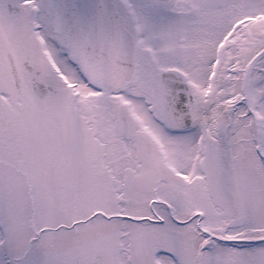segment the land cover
<instances>
[{
  "label": "rangeland",
  "instance_id": "1",
  "mask_svg": "<svg viewBox=\"0 0 264 264\" xmlns=\"http://www.w3.org/2000/svg\"><path fill=\"white\" fill-rule=\"evenodd\" d=\"M230 1L236 6L234 14L228 13ZM151 4L147 1V8L142 11L146 16L154 14L160 20L167 10ZM220 6V23L209 27L202 26V21L192 24L189 30H198L196 36L183 29L181 34L186 32L185 40L179 38L174 42L158 43L155 49L162 55L158 59L142 61L144 66L139 64L147 74L166 67L183 74L194 96L191 107L193 122L189 128L173 132L166 130L158 121L160 116L150 109V97L140 95L132 81L133 75L126 86L109 93L111 96L107 103L100 105L93 101L87 105L83 98L75 97L70 103L66 98L63 105L56 104L55 109L61 116L71 120L68 131L74 137L68 144V150L85 152L89 155V161L85 163L92 168V174L85 170L78 179L79 206L88 209L89 203L97 200L100 204L95 210L100 213L92 217L88 213L76 214L70 218L65 215L67 210L64 209L65 214L61 210L67 203L65 205L60 197H55V192L49 200L43 199L47 193H36L32 203L26 196L18 164L0 165V205L4 215L6 210L12 214L11 220L2 221L0 218V264H95L96 260L90 257L92 250L98 251L111 264H137V249L142 244H146L148 250L152 246L153 252L168 264H173L172 261L184 264H264V18H260L264 16V0H222ZM151 7H155L153 11ZM235 18H251L254 25H249V29L242 27L241 32L229 41L223 40L220 58L213 59L215 44L228 30L230 20ZM0 25V36L4 38L2 42L7 50H15V57L29 55L34 64L39 57L34 54L37 48L32 46L33 39L26 36L23 39L18 29L9 27L6 22H0ZM170 30L161 28L167 41L171 39ZM38 35L45 50L51 56L57 54L59 66L68 67L66 56L72 58L68 47L60 44L54 51V41L44 38L40 32ZM157 39L158 36H154V41ZM43 69L59 74L47 62L43 63ZM75 77L81 81L77 70ZM4 88L13 95L14 87L8 80L4 82ZM80 88L87 91L85 85H80ZM238 94L240 97L226 108L227 114L218 116L215 123L217 135L211 136L203 114L214 104L222 105L219 98H233ZM27 95L34 99L33 94ZM111 99H118L122 104L120 115L109 103ZM13 101L8 109L12 108L20 115L13 107L15 97ZM68 107L74 111L73 115L68 113ZM14 116L18 118L9 114L19 135L17 138L10 135L8 139L12 140L15 150L41 148L34 142L32 134L41 142L50 139L36 114H30L28 119H24L27 121L20 117L15 120ZM92 116L104 120L94 118L87 122ZM122 116L131 120L132 131L125 132V128L117 125V120H124ZM108 127L113 136L105 132ZM51 133L54 134L52 130ZM108 137L117 143L119 141L122 153H125L126 157H121L119 164H124L123 167L130 164V167L118 170L122 178H116L112 172L110 182L105 185L100 179L106 178L104 166L111 162L106 155V150L112 148L107 144ZM43 148L46 149V145ZM151 164L158 169L157 172L152 171ZM17 170L13 183L5 173L14 174ZM169 172L173 179L183 184L174 185L167 180ZM102 186H108L111 194L125 191L124 199L134 198L135 205H127L125 209L121 205H103L98 199ZM153 187H157L164 197L174 188L187 191L184 200L186 212L178 215L180 222L181 219H189L186 226L181 227L168 219L162 224L147 219L152 217L147 205L153 203V208L157 212L158 209L164 211V216L167 208L163 197L158 198L160 194L153 196ZM127 190L133 191V196L130 192L128 195ZM71 195L72 192H67L69 199ZM43 201L45 203L41 204ZM21 207L28 208V216H22ZM101 211H108L111 215L124 211L135 219L111 217L106 220L102 218ZM22 221L24 226H21Z\"/></svg>",
  "mask_w": 264,
  "mask_h": 264
},
{
  "label": "flooded vegetation",
  "instance_id": "2",
  "mask_svg": "<svg viewBox=\"0 0 264 264\" xmlns=\"http://www.w3.org/2000/svg\"><path fill=\"white\" fill-rule=\"evenodd\" d=\"M147 1H150L152 3L151 5L164 7L165 10H167L166 14H163L160 20H158L154 14L152 17L146 16L142 10L147 8L145 7ZM221 1L222 0H112L117 12L122 18L124 27L132 34L136 45L134 53L136 66L132 81L135 82L138 91H140V95H148L150 97L148 100L152 106V110L161 118V120L158 121L170 132L172 131L165 126L162 116L165 94L162 74L166 71L174 72L176 70H172L170 67L164 69L158 68L147 74L139 67V64L144 66L142 61L158 59L159 56L162 55L161 52H157V49H155L158 43L174 42L179 38L180 40H185V38H187L186 32L184 31L185 34H181L183 29H186L189 35L196 36L198 30L193 28L189 30L192 24L202 21V26L209 27V25L220 23V20H218V12L219 7H221ZM154 8L155 7H151V11H153ZM233 10L236 11V6H233V3L230 1L228 13L234 14ZM5 13L6 16L4 15ZM16 15L19 16L16 18L11 17ZM249 20V18H243L242 20L235 18L230 20L229 29L223 35V39L221 37L215 44L213 59L220 58L223 51L221 47L222 41L225 39L229 41L231 39H229V37L231 36L232 30L240 24H247ZM0 22H6L9 27L13 26L17 28L19 36H23V39L24 36L31 37L33 39L32 46L37 48V52L34 54L39 57L34 60V64L29 55L15 57L13 54L15 50H7L8 47H5L2 42L4 38L0 36V165H7L11 162L18 164V170H21L24 179L26 196L27 198H31L32 203L35 201L36 193L38 195L47 193V197H43V199L49 200L52 192H55V197H60L65 205L66 203L67 205L69 204V207L66 205L65 208L61 209L64 214L66 213L65 210H67L66 216L71 218L76 214L82 215L88 213V216L92 217L94 214L100 213L98 210H95V207H97L100 202L92 200L89 203L88 209H83V206H79L78 202V195H80L78 179H80L85 170L92 174L91 165L85 163L89 161V155H85V152L73 153L68 150V144L74 137V135L70 134L68 131L69 128H71V120H65L55 107L57 103L63 105L66 98L70 103L75 97L83 98L87 105L93 101L101 105L108 102L109 96H111L109 93L113 90L102 92L94 90L86 85L87 91H81L80 84L84 85L85 82L82 80V76L77 69L73 56L71 59L69 56H66L68 67H63L59 66L57 62V54L51 56L49 51L46 50L54 63V68L59 71V74L54 75L43 69V63H49V61L46 52H43L42 46H44V43L38 35V32H40L44 38L47 37L49 40L54 41V51L59 48L60 44L67 46L70 50L65 39L59 32V20L55 12L53 0H0ZM171 25L173 27H171ZM1 28L2 26L0 25V29ZM161 28L172 29L169 31V35L171 36L169 41L165 40L162 36ZM156 35L158 39L154 41V36ZM197 39L195 41H197ZM144 40L146 41L145 44H143ZM22 44H24V42H22ZM149 46L152 48L150 49ZM181 53H177L176 55ZM75 70L79 72L82 82L76 80ZM6 79L14 87L12 91L13 95H10V92L4 88V82L7 81ZM29 93L33 94L34 99H31L30 96L27 95ZM13 97H15V105L13 107L19 111L20 115L16 114L12 108L11 110L10 108L8 109V106L14 103ZM109 103L115 108V113L120 115V107L122 104L119 100L116 99L115 101L111 99ZM40 107L42 111H40ZM67 111L71 113V115L74 114V111L70 107H68ZM9 114L16 115L18 118L14 116L15 120L20 118L23 120L28 119L30 114H36L39 117V120H41L42 125L50 136L49 140L47 139V141L41 142L40 139H35V135L32 134L34 142L42 149H14L12 140L8 139V137L13 135L17 138L19 131L16 124L10 120ZM94 118H97L98 121L104 120L101 117L92 116L87 119V122H91ZM122 119L124 120H117V125L122 129L125 128L123 129L125 132L126 130L132 131L131 120H125V116H122ZM51 130L54 134L51 133ZM105 132L108 135H112L109 131V127L105 129ZM36 135L39 137L38 133H36ZM136 136L138 138L137 134ZM106 141L108 145H112V148L109 147L106 150L107 159L111 161L104 166L105 173L107 174L105 176L106 178L102 177V179H100L105 185L110 182L112 172L113 176H116V178L118 176L122 178V173L121 171L118 172V170L123 167L124 164H119V162L121 157H126L125 153H122L119 141L117 143L116 140L111 137H108ZM47 144H50L51 147H46V149L43 148V146ZM148 155L152 158L150 149H148ZM98 162H100V160H98ZM24 163L25 165L23 166L22 164ZM26 163H28V165H26ZM99 165L100 164H98L97 167ZM153 165L154 164L150 165L152 171L157 172L158 169ZM117 166H119L118 169L116 168ZM127 166L130 167V164L125 167ZM18 170L15 171L14 174L8 173L7 175L5 173L7 179L14 183ZM180 176L184 179V175L180 174ZM166 177L167 180H171L174 185L183 184L173 179L174 177L170 172ZM127 183L129 184L131 182L127 181ZM201 184L202 183H200L199 186ZM119 189L124 190V187L119 186ZM128 190L127 194L129 195L132 193L133 196L134 192ZM152 191L155 192L153 196L160 194L157 187H153ZM67 192H72L70 199L67 197ZM100 194L98 199L103 205L106 204V206L121 205L122 209H125L127 205L134 206L136 203L132 197L124 199L123 196L126 194L125 191H120V193L114 191L111 194L108 186H102ZM187 194V191L178 188H174L168 195H165V197L160 194L161 196L158 198L160 199L163 197V203H167L165 216L164 211L160 212L158 209L157 212L153 208V203H151L147 205V209L152 217L146 215L144 217H150L152 219H147L151 222H160V224L168 219L176 224H180L181 227L186 226L189 219H181L184 222H180L178 220V215H182L181 212H186L184 200ZM44 203L43 201L41 204ZM91 208H94V210ZM123 212H117L111 215L108 211H101V216H104L102 218L106 220L111 219V217L120 220L135 219L130 214ZM21 213L22 216H28V208L25 210L24 207H21ZM0 218H2V221L3 219H12V214L9 210H6V214L4 215L1 205ZM22 224L24 226L25 222L22 221L21 226ZM107 234L109 233L107 232ZM137 240L141 242L140 238H137ZM145 246L147 245H138L137 264H168V262L162 261L156 252H153L152 246L150 250ZM166 253L172 258L168 251H166ZM98 256V264L106 262L103 256L101 257L100 254ZM172 262L173 264H184V262ZM106 264L111 263L106 262Z\"/></svg>",
  "mask_w": 264,
  "mask_h": 264
},
{
  "label": "water",
  "instance_id": "3",
  "mask_svg": "<svg viewBox=\"0 0 264 264\" xmlns=\"http://www.w3.org/2000/svg\"><path fill=\"white\" fill-rule=\"evenodd\" d=\"M59 30L69 43L88 85L102 91L119 88L134 67V41L111 0H55ZM164 117L173 129L192 123L187 94L180 76L167 74ZM192 102V99H190Z\"/></svg>",
  "mask_w": 264,
  "mask_h": 264
},
{
  "label": "bare ground",
  "instance_id": "4",
  "mask_svg": "<svg viewBox=\"0 0 264 264\" xmlns=\"http://www.w3.org/2000/svg\"><path fill=\"white\" fill-rule=\"evenodd\" d=\"M254 22L251 23V21L249 20L247 22V24H240L238 25L232 32H231V36L229 37L230 38H233L236 34L240 33L241 32V28L242 27H248V29L250 28V26L252 27V25ZM250 25V26H249ZM229 29V28H228ZM226 32V31H225ZM224 32V34H225ZM223 34V35H224ZM223 35L220 36V38L222 37L223 39ZM227 41V40H226ZM215 48V46H214ZM240 97V95L238 94V96L236 97H231V98H219L222 100V105L220 104H214L212 105L208 110L205 111V113L203 114L204 115V118L206 120V125H207V132L211 135V136H216V129H215V123H216V120L218 118L219 115L221 116H225L227 113H226V108L228 107L229 103L232 104L236 99H238ZM170 130H173V129H170ZM219 138V136H218ZM46 147H51L50 144H47ZM91 248L93 247V245H90ZM92 255H90V257L93 259V260H96L95 261V264H98V255H99V252L96 251V252H93V250L91 251ZM90 253V254H91Z\"/></svg>",
  "mask_w": 264,
  "mask_h": 264
}]
</instances>
